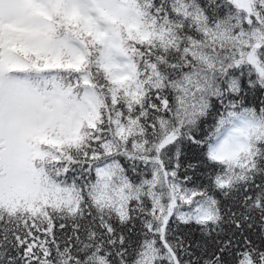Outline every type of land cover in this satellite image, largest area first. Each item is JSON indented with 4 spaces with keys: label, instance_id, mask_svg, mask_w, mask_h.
<instances>
[{
    "label": "snow or ice",
    "instance_id": "1",
    "mask_svg": "<svg viewBox=\"0 0 264 264\" xmlns=\"http://www.w3.org/2000/svg\"><path fill=\"white\" fill-rule=\"evenodd\" d=\"M0 264H264V0H0Z\"/></svg>",
    "mask_w": 264,
    "mask_h": 264
},
{
    "label": "trees",
    "instance_id": "2",
    "mask_svg": "<svg viewBox=\"0 0 264 264\" xmlns=\"http://www.w3.org/2000/svg\"><path fill=\"white\" fill-rule=\"evenodd\" d=\"M187 151V150H186Z\"/></svg>",
    "mask_w": 264,
    "mask_h": 264
}]
</instances>
